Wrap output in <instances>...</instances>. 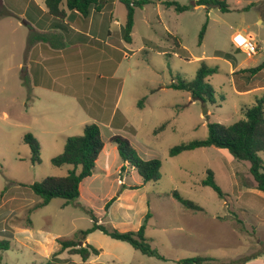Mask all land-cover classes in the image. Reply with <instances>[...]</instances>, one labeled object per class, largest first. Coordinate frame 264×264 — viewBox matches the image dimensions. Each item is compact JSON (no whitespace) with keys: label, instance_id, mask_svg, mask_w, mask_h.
I'll list each match as a JSON object with an SVG mask.
<instances>
[{"label":"rangeland","instance_id":"rangeland-1","mask_svg":"<svg viewBox=\"0 0 264 264\" xmlns=\"http://www.w3.org/2000/svg\"><path fill=\"white\" fill-rule=\"evenodd\" d=\"M45 1L0 0V230L14 232L13 238L0 234V264H45L59 248V237L71 238L91 228L93 218L120 231H136L146 220V237L164 259L95 230L84 241L101 249L90 264H177L178 259L195 256L229 261L264 253V193L255 189L249 161L215 146L170 155L176 145L205 138L209 124L238 121L242 107L264 95V70L256 75L244 70L264 59V0H227L228 12L205 6L178 12L155 0L136 8L131 43L121 37L119 25L127 10L117 0L113 17L118 22L111 25L116 49L110 48L114 72V62L105 61L102 71L97 69L110 49L74 57L71 40L65 43L66 52L55 51L48 61V50L40 45H50L38 44L39 37H51L56 29L67 31L51 27L53 17ZM238 33L259 44L256 55L250 57L237 47ZM169 34L179 38V46ZM59 39L52 43L56 46ZM235 40L242 38L237 35ZM216 50L232 56H215ZM201 59L219 68L204 82L212 90V101L206 103L169 87L180 75L192 80ZM101 74L114 78L101 79ZM254 88L260 89L238 92ZM91 123L99 125L105 146L80 196L68 205L54 198L36 209L40 198L27 185L66 175L73 167H56L52 159L63 151L68 137L82 134ZM27 134L39 142V162L31 160V148L24 142ZM114 135L125 137L140 158H158L160 179L129 189L144 179L131 166L121 172L127 162L110 141ZM260 157L264 163V152ZM208 170L225 197L202 185ZM175 190L204 211L186 209L173 196ZM113 196L117 199L105 210ZM59 258L53 261L82 263L79 255L68 251Z\"/></svg>","mask_w":264,"mask_h":264},{"label":"trees","instance_id":"trees-1","mask_svg":"<svg viewBox=\"0 0 264 264\" xmlns=\"http://www.w3.org/2000/svg\"><path fill=\"white\" fill-rule=\"evenodd\" d=\"M117 0H46L47 14L52 16L53 21L51 27L69 30V23L77 19L78 16L94 21L101 19L102 35L110 36V23L113 19L114 4ZM122 2L127 10L126 20L120 26L121 37L124 42H132V31L135 25L136 8H143L145 5L153 3L152 0H118ZM166 7H173L178 12L190 10L193 6H205L207 8H219L223 12H228L229 7L227 0H196L193 5L181 4L177 0L163 1ZM66 20V22H65ZM208 21H206L199 33L198 44H202L205 37ZM174 46H179L180 40L173 34H169ZM169 39V40H170ZM215 56L230 58L232 55L223 50H216ZM200 65L196 71V75L192 80H188L181 75L177 77L169 87L176 90L188 91L191 93L194 100L203 102L212 101V90L206 87L204 82L208 77L219 72L217 66H209L206 59L199 60ZM249 74H259L264 70L263 61L255 66L244 69ZM144 100H140L141 102ZM165 127L161 125L155 132ZM111 142L117 144L120 154L123 156L124 164L121 172L124 173L127 168L136 169L137 173L144 179L141 184L131 185L129 189L136 190L144 186L148 181H158L161 177L160 169L162 166L158 158L144 160L136 155L129 141L121 136L114 135ZM24 142L31 148L32 162H39L40 145L31 134L24 137ZM105 143L102 138V133L99 125L95 123L86 124L83 133L76 136H70L66 139L63 151L52 159V163L56 167L71 165L73 168L63 176H49L41 181H35L27 186L35 195L40 198V201L35 205V208H41L48 205L54 198H62L65 200L64 205H68L71 201L77 199L81 193L83 181L92 176L99 160L100 154L103 151ZM215 146L218 148L227 149L232 156L239 161H249L250 173L255 182V188L264 192V163L260 157V153L264 152V95L256 97V102L251 105L242 107L241 118L230 124L211 123L209 124V132L205 138L195 139L176 145L170 149V155H178L181 152L194 150L198 148ZM202 185L212 187L221 198L225 197L218 183L214 178L212 170H208V176L202 180ZM123 188H126L125 186ZM173 196L186 209L193 212L204 211L203 207L186 199L178 191H173ZM116 196L111 197L105 204V210H108ZM149 215H147L148 217ZM99 230L113 239L129 243L136 250H139L145 255L164 259L156 248H153L146 237V220L140 225L138 230L120 231L117 228L109 229L104 224L100 223L97 218H93V226L87 230L76 231L71 238L59 237L57 242L59 248L49 257L45 264H56L55 261L60 260L59 255L68 251L70 254L79 255L82 263L70 262L69 264H90L88 260L99 255L101 249L90 243L84 245V241L88 235ZM0 234L14 237V232L11 229H2ZM261 256V253L245 256L241 259H232L229 261L221 260L210 256H195L178 259L177 264H245L249 260Z\"/></svg>","mask_w":264,"mask_h":264},{"label":"crops","instance_id":"crops-1","mask_svg":"<svg viewBox=\"0 0 264 264\" xmlns=\"http://www.w3.org/2000/svg\"><path fill=\"white\" fill-rule=\"evenodd\" d=\"M152 1H153V3H155L157 1V2L162 4V2L166 1V0H156V1L152 0ZM200 6H202V5H200ZM195 7H197V6H195ZM207 9L209 10L211 8H207ZM98 21H100L99 25H98V27H95V25L97 26ZM65 22H66V20H65ZM114 22H118V21H115V19L113 17L112 22L110 23V31H111V25ZM68 23H69V30H67V34L65 32H62V31L59 33L60 30L54 29L55 32H53L51 34V37H45V36L39 37V39L37 41V42H39L38 44H43L42 42H44V43H48L50 45V49L48 47H44L43 45H40L42 47V50H48L47 51L48 53H46V54L51 57L48 59V61H51L53 59L51 56L53 52H55V51L56 52H60V51L66 52L68 49L65 48V43H69L70 40H71L70 46L72 47L71 56H74V57L76 56L79 58H84V56L88 53H91L92 50H98L97 48H99V50L101 49L104 51H105V49H110V48H113V50L116 49V46L111 44V40L113 39L112 38V36H113L112 31H111L110 36H103L102 35V33H103L102 32L103 31L102 30V24L103 23H102L101 19L94 21L93 18L84 19V18L78 16L76 20H74L72 22H68ZM122 24L120 23L119 28ZM54 30H52V31H54ZM39 31L40 32H44V31L49 32L47 29H39ZM56 37L60 38L59 39L60 42L59 43L57 42L58 44L56 43V46H55V44L52 43V41ZM94 46L96 49H93ZM119 47H121V46H119ZM105 53L107 54V55L104 54V57H106V58L102 62L100 61L98 63L99 66L97 67V69L99 71H102V67H104L105 61L114 62V60H112V58H111V49H110V51H106ZM80 65L83 66L86 64L82 63ZM111 67H113V66H111ZM115 70H116V63L114 62L113 72ZM100 77H101V79H104V78L105 79H111L110 76L109 77L107 75L104 76V74H101ZM113 78H114V76H113ZM255 89H260V88H254V89H248V90L245 89V90H241V91L237 90V91L240 94L244 95V94L251 93ZM258 192H260L261 194L264 193L260 190H258ZM245 264H264V253H261V256H258L257 258L249 260Z\"/></svg>","mask_w":264,"mask_h":264},{"label":"built area","instance_id":"built-area-1","mask_svg":"<svg viewBox=\"0 0 264 264\" xmlns=\"http://www.w3.org/2000/svg\"><path fill=\"white\" fill-rule=\"evenodd\" d=\"M237 35L242 38V41L239 43L235 40ZM234 42L237 44L238 48L242 49L250 57L256 55L259 51V44L252 37H244L242 34L238 33L234 36Z\"/></svg>","mask_w":264,"mask_h":264},{"label":"water","instance_id":"water-1","mask_svg":"<svg viewBox=\"0 0 264 264\" xmlns=\"http://www.w3.org/2000/svg\"><path fill=\"white\" fill-rule=\"evenodd\" d=\"M205 103V102H204Z\"/></svg>","mask_w":264,"mask_h":264}]
</instances>
